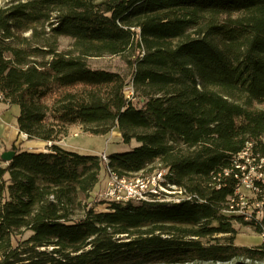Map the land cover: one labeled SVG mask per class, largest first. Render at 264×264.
Listing matches in <instances>:
<instances>
[{
	"label": "trees",
	"instance_id": "trees-1",
	"mask_svg": "<svg viewBox=\"0 0 264 264\" xmlns=\"http://www.w3.org/2000/svg\"><path fill=\"white\" fill-rule=\"evenodd\" d=\"M108 56L126 59L131 83L87 64ZM0 94L18 119H42L50 102L61 125L117 128L137 147L109 155L113 171L146 174L159 161L192 196L97 212L88 200L99 156L13 146L0 166V264H264V242L234 245V222L245 217L229 215L235 156L253 143L264 158V0H9L0 7ZM241 163L258 171V160ZM262 211L250 220L260 234Z\"/></svg>",
	"mask_w": 264,
	"mask_h": 264
},
{
	"label": "rangeland",
	"instance_id": "rangeland-1",
	"mask_svg": "<svg viewBox=\"0 0 264 264\" xmlns=\"http://www.w3.org/2000/svg\"><path fill=\"white\" fill-rule=\"evenodd\" d=\"M9 0H0V7L3 6ZM103 1V0H98ZM71 45V41L68 39H61V49L66 50L69 49ZM87 64L91 69L94 70H104L114 73L121 74L126 83H131L133 77V69L128 65L127 61L123 57H102V58H89L87 60ZM134 96V90L130 89L127 92V98H132ZM142 99L137 95L134 100L135 104H142ZM8 105V106H7ZM9 108L8 103L0 100V122L1 115L3 113L6 114L7 119L10 118V123L16 129L24 131L30 135V142H46L52 143V145H56V143H61L64 147H70L73 152H77L83 155H93L100 156L103 154H107L108 156L113 153H126L129 152L134 147H137V143L133 141L130 145H125L122 141L120 131L117 128H114L107 135H99L96 133L95 129L92 126H83V125H73L69 127V129H65V125H61L57 122H54L50 119V107L51 103L46 102L44 107V117L42 119L33 117L32 114L27 113L24 114L21 119H18L16 116L20 115V108L18 106H12ZM4 121V120H2ZM2 134L0 132V153L4 150ZM17 138V137H16ZM6 142V141H5ZM27 147V146H24ZM13 148V146H12ZM8 152H11V149ZM25 150V149H24ZM251 155H249V158ZM253 161L250 158L249 165L253 164ZM7 163L3 160L0 154V166H5ZM105 164L103 165L100 179L98 185L94 188V191L91 194L89 208L95 209L97 212H109V206L106 205L108 200L105 198L104 193L108 188V179L105 173ZM154 170L150 173H139L135 175L124 176L127 178H139L141 175L150 176L156 171L164 170L167 171L166 168H162L159 161H156L152 167ZM253 168V167H251ZM254 176L260 175L256 170L252 171ZM237 192V191H236ZM259 192H251L249 190H241L240 195L244 200L243 212L244 214L250 216L255 212V215L259 220L262 219L263 216V207L261 203H258V195ZM182 203V202H181ZM162 204V203H161ZM165 204V203H163ZM258 204V205H257ZM133 205H141V203L133 202ZM167 205V204H166ZM171 205V204H168ZM262 208V209H259ZM259 209V210H257ZM229 213V212H227ZM230 216H239L237 213L229 214ZM250 219H246L245 221L240 223L235 221L234 227L236 230V234L234 235V245L238 247H246V248H255L260 246L264 242V238L262 233L257 232V228L250 224ZM31 233H25L22 238L17 237L15 240L21 239L25 241L31 237ZM221 239H228L230 235H220L217 236ZM206 242V241H204ZM223 243V241H221ZM129 264H143V263H129ZM184 264H212V263H199V262H188ZM221 264V263H218ZM226 264H233L226 263Z\"/></svg>",
	"mask_w": 264,
	"mask_h": 264
},
{
	"label": "built area",
	"instance_id": "built-area-1",
	"mask_svg": "<svg viewBox=\"0 0 264 264\" xmlns=\"http://www.w3.org/2000/svg\"><path fill=\"white\" fill-rule=\"evenodd\" d=\"M0 97H3L0 94ZM16 141L14 147L16 149H22L25 145L28 147L30 142V135L24 131H16ZM52 143H48L46 147L47 151L52 147ZM253 143H249L246 148L238 153L234 159V166L236 169L240 170L241 175L236 176L239 180V185L237 187L236 197L238 199L237 204H233L235 200H232L231 210L234 214L237 213L239 216H244L247 220H251V215L248 216L243 212L244 200L240 195L241 190H249L251 192H259V182L264 184V173H260L259 170H264V158L260 155H253L252 153ZM30 149V148H28ZM46 152V151H42ZM251 159L259 161L258 172L260 175L254 176L252 171L256 170L254 167L248 169L245 164H242V161H245L249 164ZM100 160L102 164H105V154L100 155ZM170 172L169 170L158 172L157 177L149 179V181H143L142 185H134V179H125L121 176H112V181H108V188L106 189L104 196L108 200L106 205L110 207L111 203H141L146 204L149 202H165V201H179L182 199H175V192H185V199H192V196L182 187H179L175 184H172L170 181ZM165 192H173L174 200H165ZM260 203V202H259ZM262 207L264 208V201L261 202ZM258 205V204H257ZM237 206L239 208L236 210L234 208ZM262 209V208H259ZM231 213V212H229ZM264 238V231L262 232Z\"/></svg>",
	"mask_w": 264,
	"mask_h": 264
},
{
	"label": "crops",
	"instance_id": "crops-1",
	"mask_svg": "<svg viewBox=\"0 0 264 264\" xmlns=\"http://www.w3.org/2000/svg\"><path fill=\"white\" fill-rule=\"evenodd\" d=\"M8 106V105H7ZM6 107V106H5ZM8 107H6L7 109ZM12 106H9L8 110L11 109ZM6 114L8 113H3L1 115L2 119H1V122H0V132L2 134V139H3V146H4V150L0 153L1 156L5 153H8V150H10V148H12V146H14L15 144V141H16V131L18 129H16L14 126H12V123H10V118L7 119L5 118L6 117ZM20 114V113H19ZM17 118L19 117V115L16 116ZM4 120V121H2ZM64 126V125H63ZM65 129H69V127L71 126H66L65 125ZM121 134V133H120ZM6 141V142H5ZM40 144H38V142H34V143H30L28 145V147H22V150L24 151H32V152H42V151H47L46 147H47V144L46 142H40ZM57 146L65 149V150H68V151H71L72 149L70 147H64L61 143H56ZM30 148V149H28Z\"/></svg>",
	"mask_w": 264,
	"mask_h": 264
},
{
	"label": "bare ground",
	"instance_id": "bare-ground-1",
	"mask_svg": "<svg viewBox=\"0 0 264 264\" xmlns=\"http://www.w3.org/2000/svg\"><path fill=\"white\" fill-rule=\"evenodd\" d=\"M0 100L4 101V98L3 97H0ZM109 158H108V155L105 154V173H106V176H107V179L109 181H112V176L113 175H116V176H120L119 174H117L115 171H113L109 166ZM158 172H162V170H159V171H156L155 173H153L152 175L150 176H141L139 178H132L134 179V185H142L143 181H149V179L151 178H155L157 177V174ZM170 177H171V174H170ZM125 179H131V178H127V177H124ZM175 199H182V200H179V201H165V202H160L159 204H171V205H174V204H179L181 202H184V201H190L192 199H185V192H175ZM165 200H174V193L173 192H165ZM146 204H157L156 202H149V203H146Z\"/></svg>",
	"mask_w": 264,
	"mask_h": 264
},
{
	"label": "water",
	"instance_id": "water-1",
	"mask_svg": "<svg viewBox=\"0 0 264 264\" xmlns=\"http://www.w3.org/2000/svg\"><path fill=\"white\" fill-rule=\"evenodd\" d=\"M13 156H14V152H8L3 154L2 158L6 163H9L13 159Z\"/></svg>",
	"mask_w": 264,
	"mask_h": 264
}]
</instances>
